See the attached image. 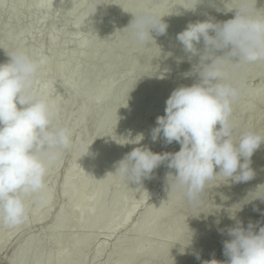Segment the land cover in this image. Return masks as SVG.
I'll use <instances>...</instances> for the list:
<instances>
[{
    "label": "bare ground",
    "instance_id": "1",
    "mask_svg": "<svg viewBox=\"0 0 264 264\" xmlns=\"http://www.w3.org/2000/svg\"><path fill=\"white\" fill-rule=\"evenodd\" d=\"M163 1L167 0H113L107 7L98 5L95 11L96 0H0V9L6 11L0 17V63L8 62V55L18 48L31 49L34 57L43 60L36 89L56 105L58 123L71 129L74 136L72 148L47 174L46 203L30 199L29 220L25 224L16 228L0 226V253L10 251L6 264H192L204 252L207 253L204 264H209L219 256V249H213L215 226L233 199L224 203L220 212L206 223L212 232L203 234L195 221L206 216V211L194 212L182 194L170 191L172 178L168 183V174L175 175V169H169L167 162L154 169L152 178L144 179L140 185H128L114 174L117 162L134 148L160 154L175 153L181 148L178 142L166 144L162 136L153 141L151 133L156 118L165 115L166 100L172 91L192 85L197 77L189 75L184 80L176 76L169 83L159 85L158 80L170 71L163 66L155 69L146 56L154 51L162 58L171 53V57L177 58L176 63L193 66L198 57L188 60L177 34L190 23L209 17L213 21L223 19L224 15L228 16L223 19L226 21L235 15V10H226L235 0H226L220 7L224 11L202 4L195 11L186 10L180 5L182 0H178L172 12L159 10ZM141 6L165 15L162 17L168 25L165 34L172 25L180 23L174 40L140 46L125 30L116 53L112 49L100 53L103 43L97 40V35L110 28L115 20L126 27L133 17L130 12L140 11ZM20 9L29 20L25 29L20 27L24 19L17 14ZM172 13L179 17L174 18ZM188 13L190 18L182 20ZM102 16L107 17L104 23ZM11 21L13 27L9 25ZM38 23H47L48 27L33 36ZM57 23L71 25L74 30L56 29ZM164 35L153 33V36ZM69 42L71 46L65 50ZM45 46L49 56L40 57ZM198 47L202 48V43ZM53 56L60 62L56 73L49 70ZM80 56L83 62L73 64ZM118 63L122 72L116 70ZM151 73L155 74V81L144 85ZM263 73L264 62L257 63L247 73L237 74L236 81L243 82ZM60 91L65 92L64 96H60ZM263 106L264 84L244 87L234 105L233 120L237 128L239 118L245 115L248 120L242 129H261L264 117L259 109ZM66 154L70 160L59 180ZM251 161L255 176L264 174V144L254 152ZM231 183L218 175L207 186L203 205L211 201L216 205L221 203ZM158 189L162 192L159 199L155 198ZM246 195L247 191H242L243 198ZM228 196L236 197L235 192ZM259 201L254 200L251 206ZM244 209L243 204L238 211ZM236 221L235 218L232 223ZM33 228L38 231L31 232Z\"/></svg>",
    "mask_w": 264,
    "mask_h": 264
},
{
    "label": "clouds",
    "instance_id": "2",
    "mask_svg": "<svg viewBox=\"0 0 264 264\" xmlns=\"http://www.w3.org/2000/svg\"><path fill=\"white\" fill-rule=\"evenodd\" d=\"M205 3L224 11L217 0H184L180 5L195 11ZM100 4L102 0H96L95 11ZM226 10H235L234 18L215 22L209 17L190 23L176 36L189 61L198 57L191 72L186 73L197 80L172 91L165 115L156 118L151 135L153 141L162 136L166 144L178 142L180 150L160 154L137 147L117 162L114 172L128 185H140L167 162L169 169H175V175L168 174V183L172 178L170 191L182 194L193 209L203 206L207 186L218 175L234 183L252 180L251 157L264 144V134L237 128L234 105L243 94L244 84L231 78L264 62V8H257V0H235ZM130 13L133 19L124 29L137 45L151 47L153 33H166L165 15L153 8L141 6L140 11ZM201 43L202 48L198 47ZM8 56V62L0 63V226L16 228L29 220L30 199L46 203L47 174L72 148L73 134L58 123L56 105L36 89L43 60L23 48ZM257 199L264 201V185L236 204L235 212ZM235 212L230 219H235ZM226 234L230 237L223 241L227 259L213 260L214 264H264V226L257 231L251 221L244 227L237 220Z\"/></svg>",
    "mask_w": 264,
    "mask_h": 264
},
{
    "label": "rangeland",
    "instance_id": "3",
    "mask_svg": "<svg viewBox=\"0 0 264 264\" xmlns=\"http://www.w3.org/2000/svg\"><path fill=\"white\" fill-rule=\"evenodd\" d=\"M113 0H104L103 4H101V7H107ZM182 2L184 3V0H182ZM178 0H167V1H163L160 5H159V10L160 11H168V12H172V10L175 8V6L177 5ZM224 3H217V6L220 8L222 7ZM203 6H207L208 3L202 4ZM257 5H259V8H264V0H259V2L257 3ZM147 8V7H146ZM17 14L22 15L23 16V21L20 24V27L22 29H25L28 27L29 25V20L26 16V14L23 12L22 9L18 10ZM2 15H6V11L4 9H0V17ZM174 18H178V14L177 13H172ZM190 13L186 14L185 16H183L181 19L182 20H187L190 17ZM228 15V13L226 14ZM228 18V16L224 15L223 19ZM133 19V17L131 18V20ZM225 21L222 18H218V19H214L215 22H221L220 21ZM130 20V21H131ZM107 21V17L106 16H102L101 17V22H106ZM130 21L128 22L127 26L129 25ZM10 26H14V22L11 21ZM126 26V27H127ZM48 25L47 23H38L34 26V29L32 31L33 36H35L40 30L47 28ZM54 27L56 29H63V30H67V31H73L74 28L71 25L68 24H64V23H57L54 25ZM125 26H123L121 24V22L119 20H115L112 24V26L110 28H108L106 31L100 33L97 35V40L99 42L102 41L103 46L101 48V52L106 50V49H112L115 53L117 52V48L119 46V44L122 42V40L124 39L125 36V30L124 28H126ZM180 28V23H176L174 25H172L170 27V30L168 31L167 34H165L164 36H154V40L158 41V42H170L173 41L176 34L178 33ZM106 39V40H105ZM71 46V43L69 42L68 44H66L65 46V50L69 49ZM129 50H132V48H129ZM31 55H33V52L31 49L27 50ZM40 57H48L49 53H48V49L45 47L42 48L41 52L39 53ZM147 59L153 63L154 68H158V67H165L166 69H168L170 72L165 75L163 78H160L158 80V84L162 85V84H166L169 83L172 79V77L175 79L176 76H179L181 79L183 78L184 80L186 79V77H189V75H186V73L191 72L192 66L188 63L187 64H179L176 63L178 62L177 58H174L173 56L171 57H160L159 54H157L156 51L149 53L147 56ZM174 58V59H173ZM83 62V57L80 56L77 59H75L72 63L73 64H79ZM59 59L55 56L51 57V63L49 66V70L52 73H56L58 71V66H59ZM117 65V72H122V69L118 70V67L120 66V64H116ZM253 67V65L249 66L246 70H243L241 72L235 73L233 74V77H231L233 80H237V74L241 73V74H245L247 73L251 68ZM121 68V66H120ZM155 74L151 73L147 79L145 80L146 83H144V85H148L149 83L155 81ZM148 83V84H147ZM244 87H253L259 84H264V73L262 74V76L260 74H255L253 75L252 78H248L245 79L243 81ZM60 96H64L65 92L64 91H60ZM112 96H114V94H112ZM124 113H128L127 110H123ZM260 114L264 117V106L261 107L259 109ZM90 115L87 114L86 118H89ZM65 120H67V117H65ZM248 118L247 116L243 115L239 118L238 120V129H242V127L244 126V124L247 122ZM254 130H261V134H264V126L260 129L258 127H255ZM74 136H72L73 139ZM173 143H177V142H173ZM70 160L69 154L65 155L64 161H63V165L59 170L58 173V179L61 180L62 176H63V172H64V166L68 163V161ZM260 166V163L258 164L257 167ZM259 172V171H258ZM259 185H264V174L258 173L252 180L247 181V182H242V183H231L227 188V194L224 195L223 200L221 201V203L219 204H215L213 201H211L210 203H206L204 204L202 207H199L197 209H194V212H201V211H206V216H204L202 219L195 221L197 224H199L200 226V230L201 233L205 234V233H211V227L207 226L206 227V223H208V221L216 214H218L221 210V207L224 205V203H229L232 199L234 200L231 204V207L226 210L223 215L221 216V218L218 221L217 226H215V241L213 243V249H219L220 253L219 256L217 258H214L213 260L218 261V262H224L226 261V257L223 254V241L230 239V237L227 236L226 234V229L229 227H233L235 226L236 223H232L233 219H230V214L231 212H235L236 207H234L236 204H238V202L240 200H244L245 197L248 195V193L250 191H254L257 186ZM161 189V188H160ZM246 190L247 191V195L243 198L242 196V191ZM159 189L157 190L156 196L158 199L160 198V196L162 195V189H161V193L158 192ZM235 192L236 197L235 198H229V194ZM252 202L246 203L244 204L246 206V209L242 210V211H236L235 212V218L239 221L243 222V226L247 227L249 222L251 221L253 224L256 225V230L258 231L260 226H264V201H259L254 207H252ZM256 209V210H254ZM237 222V221H236ZM223 230V231H222ZM38 231V228H33L31 230V232H36ZM101 239L103 237H100ZM10 254V251H6L4 253H0V264H6L5 263V259H7L8 255ZM207 259V253H201L197 259H195L193 261L192 264H204V262ZM212 260V261H213ZM210 262L209 264H214V262Z\"/></svg>",
    "mask_w": 264,
    "mask_h": 264
}]
</instances>
